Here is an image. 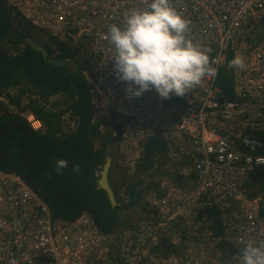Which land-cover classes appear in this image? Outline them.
Here are the masks:
<instances>
[{"label":"built area","instance_id":"built-area-1","mask_svg":"<svg viewBox=\"0 0 264 264\" xmlns=\"http://www.w3.org/2000/svg\"><path fill=\"white\" fill-rule=\"evenodd\" d=\"M7 1L13 14L59 41L86 42L94 77L93 123L104 117L100 90L108 99L104 118L119 130L110 156L127 183L141 181L149 188L153 172L143 174L140 166L151 139L165 146L166 167L175 179L162 180L159 195L143 193L135 207L148 218L107 234L86 211L72 221L54 219L20 176L0 169V264H219L196 251L200 235L212 237V229L201 227L202 221L215 223L211 214L223 232L221 246L235 249V264L248 242L264 246L260 204L246 197L252 175L264 169V142L256 138L264 133V0H171L189 22L187 39L207 50L217 74L230 53L242 58L244 66L229 71L232 101L217 87V74L184 97L161 99L154 89L130 96L129 85L114 71L108 32L131 10H147L151 0ZM3 105L13 113L15 107L0 96V116ZM116 192V207L126 210L137 203L127 184ZM182 240L189 245L178 252Z\"/></svg>","mask_w":264,"mask_h":264},{"label":"trees","instance_id":"trees-1","mask_svg":"<svg viewBox=\"0 0 264 264\" xmlns=\"http://www.w3.org/2000/svg\"><path fill=\"white\" fill-rule=\"evenodd\" d=\"M33 32L47 33L33 26L20 13L13 14L7 0H0V96L9 97L12 106H20L22 99H27L25 109L44 126L42 131H34L24 117L12 113L3 105L0 116V169L20 176L47 203L54 219L72 221L86 211L104 233L116 232L126 226L122 214L137 208L135 206L140 202L142 192L136 193V189L142 188L143 182L132 180L127 183V189L135 194L137 203L122 213L111 204L106 191L98 189L97 174L107 157L112 155L110 150L118 140L119 130L117 127L109 130L106 119L93 123V87L84 75L90 69V61L84 56L82 45L73 47L47 33L50 44L43 45L49 57L56 53V58L75 60L78 70L56 67L25 41L26 37H33ZM33 38L38 40L35 36ZM9 43L13 46V53L7 48ZM232 59L230 53L216 79L222 95L230 101L235 99L229 72ZM12 91L15 93L12 94ZM58 95L65 100L64 108L60 102L51 101ZM65 116L73 121L74 128L68 129ZM256 138L264 142V133H257ZM143 155L140 171L147 174L163 156L160 142L149 140ZM59 159L69 162L62 174L55 171V162ZM76 165L79 171L73 170ZM166 174L172 175L169 172ZM251 180L247 190L254 189V192L248 193L254 199L258 192L264 191V169L255 172ZM114 187L117 191L118 187ZM259 214L264 219V197ZM214 226L218 229L216 235L222 233L214 222L208 223L207 227L213 230ZM164 249L172 251L175 248L165 245ZM219 249L222 252L219 264H235L231 257L235 249L228 252L226 246Z\"/></svg>","mask_w":264,"mask_h":264},{"label":"clouds","instance_id":"clouds-1","mask_svg":"<svg viewBox=\"0 0 264 264\" xmlns=\"http://www.w3.org/2000/svg\"><path fill=\"white\" fill-rule=\"evenodd\" d=\"M189 22L171 0H151L147 10L133 9L122 25L109 28V43L115 50L114 71L129 85L131 97L155 90L161 99L184 97L206 76H215L206 49L187 39ZM236 57L230 68L243 67ZM134 86V87H133ZM55 171L62 174L69 162L59 159ZM79 171V166L73 168ZM240 264H264V246L248 242L242 249Z\"/></svg>","mask_w":264,"mask_h":264},{"label":"rangeland","instance_id":"rangeland-1","mask_svg":"<svg viewBox=\"0 0 264 264\" xmlns=\"http://www.w3.org/2000/svg\"><path fill=\"white\" fill-rule=\"evenodd\" d=\"M34 36L38 38V40H36V41H37V43H39L41 45H43L44 43H48L49 42V39L47 38L49 35L47 33H45V35H42V33L41 34H37L36 32H33V37ZM39 36H41V37H39ZM258 36H259V33L256 34V37L255 38H257ZM62 42H65V43H67V44H69V45H71L73 47H75L76 45L81 44L82 45V49L84 51V56L87 57L89 59V61H90V58L88 56V46L86 45V42H84V40L83 41H74V40H71V39H66V41H62ZM48 44H50V43H48ZM7 48L11 50V53L14 52L13 46H12L11 43L7 44ZM55 56H56V53H54L51 56V58L52 57H55ZM67 64H68L67 67H69V68H74L75 65H77V63H76L75 60L67 61ZM92 71L93 70L90 67L89 70H87L86 72H84V75H85L86 79L89 81V83L91 85L93 84L92 81H93V78H94L93 77V74H92ZM93 90H95V89H92V91ZM13 93H15V91H12V94ZM12 94H11V96H12ZM6 98H7V101H10V98L9 97H6ZM51 101H58V102H60L62 108H64L66 106L65 100H64V98L61 95H58V96L53 97L51 99ZM27 104H28L27 99L23 98L20 106L15 105L14 106L15 108H14V110L12 109V111L16 115H20L21 117L24 116V118L27 121V123L29 121L28 124L30 126L38 127L37 129H34V131H37L38 132V131H40V129L44 128V126H43V124L35 116L33 118V117H31V115H28V114H30V112H28L25 109V106ZM8 109L10 110L11 107L10 108L8 107ZM31 114H33V113H31ZM39 122H40V125H39ZM64 122H65V125H68L67 126V127H69L68 129L74 128V123H73V121H71L69 119L68 116H65L64 117ZM108 129L109 130H112V127L111 126H108ZM160 146L162 148V154L165 155V146L162 145V144H160ZM113 148H114V146H113ZM165 167L166 166L164 164H161V163L159 165H154V167L151 169V171L153 172V174H151V176L147 179L148 180L147 183H148L149 188H146V189H143V187L142 188H138V189H136V193H141L142 192V195H143V193L147 192L146 194L152 193V194L159 195L160 194L159 186H160V189H161L162 180H164V179L168 180V178L170 176V175H167L166 172H170V174L172 173L169 168H167V167L165 168ZM171 177L174 178L172 175H171ZM109 179H110L111 185H113V187L114 186H117L118 189L121 188L123 185H126L127 184L126 174H124V171L119 167V165L117 164L116 161H114V163L112 161V167L110 169ZM176 182H178L179 184H181L179 181H176ZM141 189L143 191H140ZM114 191H115V194L117 196V192H116V188L115 187H114ZM247 191H246V197L248 199H250L251 201H255L256 200V201H258V204H260V202L262 200V197H264V191H261V193L260 192H258V193L256 192L257 193V197L254 198V199H251L248 196V193L249 192H254V189H250V190H247ZM118 209H120L121 213L123 212V210H125L123 208H118ZM122 215L124 216L123 217L124 218V224L127 225L128 227L132 226V223L133 222L136 223L137 221H139L141 219L148 218L147 215H144L143 214V212L139 209V207L134 208L131 211H129L128 213H124ZM211 216H213V214H211ZM214 220H215V223L217 225H219L218 218L214 216ZM207 226H208V223L207 222H203V221L201 222V227L203 228V230H205V228L207 229L208 228ZM217 230L218 229L216 228V226H214L213 230L210 231V233L212 235L211 238L210 237L206 238L203 235H200L199 238L196 239V243L198 245V246H196V249H197L196 251L197 252H201V253L205 254L206 256H208L210 258H214L217 261H219V263H220V260L222 258V255H221L222 252L219 249V247L221 246V244H220L221 242H220V240H218V238L219 237H222V233L223 232L220 233L219 235H216L215 234V231H217ZM213 240H218V241L215 242V243H213ZM188 245H189L188 240H185V241L182 240V242H181V248H179V251L178 252H182L183 250H185V248ZM221 250H222V248H221ZM226 250L228 252L229 249H226Z\"/></svg>","mask_w":264,"mask_h":264},{"label":"water","instance_id":"water-1","mask_svg":"<svg viewBox=\"0 0 264 264\" xmlns=\"http://www.w3.org/2000/svg\"><path fill=\"white\" fill-rule=\"evenodd\" d=\"M25 41L29 43L33 49L39 51L43 55L44 59H46L50 64L56 67H61V68L68 66L67 61L64 59H60L56 57H52V58L49 57V53L47 52L45 46L37 43V41L34 38L26 37ZM74 68H75V71H77L78 65H75ZM112 161H113L112 157L108 156L102 170L100 171V177L98 180V189L105 190L111 204L113 206H116L117 205L116 194H115L114 188L111 185L110 179H109L110 169L112 167Z\"/></svg>","mask_w":264,"mask_h":264},{"label":"crops","instance_id":"crops-1","mask_svg":"<svg viewBox=\"0 0 264 264\" xmlns=\"http://www.w3.org/2000/svg\"><path fill=\"white\" fill-rule=\"evenodd\" d=\"M97 94L99 96V100L103 103V106H104V110H103V116L104 117H108V110L106 109L107 108V103H108V99L105 97V95L102 93V91L100 90H97ZM103 117V119H105ZM107 121V120H106ZM108 122V121H107ZM164 164V163H163ZM165 165V164H164ZM166 166V165H165ZM192 178V176L188 177L187 180H190ZM213 216L217 217L216 214H213ZM218 218V217H217ZM134 223V222H133ZM216 224V223H215Z\"/></svg>","mask_w":264,"mask_h":264},{"label":"bare ground","instance_id":"bare-ground-1","mask_svg":"<svg viewBox=\"0 0 264 264\" xmlns=\"http://www.w3.org/2000/svg\"><path fill=\"white\" fill-rule=\"evenodd\" d=\"M180 103H181V101H179ZM165 156V155H164ZM164 156H162V157H160V159L159 160H161L165 165H166V163H165V161H166V156L164 157ZM162 158V159H161ZM166 168V167H165ZM170 173V172H169ZM170 177V176H169Z\"/></svg>","mask_w":264,"mask_h":264},{"label":"flooded vegetation","instance_id":"flooded-vegetation-1","mask_svg":"<svg viewBox=\"0 0 264 264\" xmlns=\"http://www.w3.org/2000/svg\"><path fill=\"white\" fill-rule=\"evenodd\" d=\"M28 115H31V117H33V114H31V113H30V114H28ZM28 123H29V121H28ZM39 125H40V122H39ZM30 127H31V129H33V130H34V129H36V128H35V127H33V126H30Z\"/></svg>","mask_w":264,"mask_h":264}]
</instances>
